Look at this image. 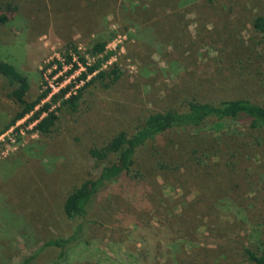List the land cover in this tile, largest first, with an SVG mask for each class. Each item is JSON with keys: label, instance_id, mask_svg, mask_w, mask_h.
Instances as JSON below:
<instances>
[{"label": "rangeland", "instance_id": "rangeland-1", "mask_svg": "<svg viewBox=\"0 0 264 264\" xmlns=\"http://www.w3.org/2000/svg\"><path fill=\"white\" fill-rule=\"evenodd\" d=\"M0 14V56L28 77L29 102L43 80L53 93L86 85L82 67L66 76L73 46L95 63L92 46L109 41L103 69L120 71L111 88L110 79L87 88L77 111L62 109L48 136L35 131L34 113L6 130L21 106L0 75V264H21L73 231L62 206L88 177L91 148L187 100L264 106V36L252 25L264 0H0ZM55 61L64 69L52 78ZM167 136L141 151L144 182L123 180L99 196L88 239L66 262L49 248L34 263L249 264L245 250L264 242V131L213 121ZM195 150L218 157L199 165Z\"/></svg>", "mask_w": 264, "mask_h": 264}, {"label": "trees", "instance_id": "trees-1", "mask_svg": "<svg viewBox=\"0 0 264 264\" xmlns=\"http://www.w3.org/2000/svg\"><path fill=\"white\" fill-rule=\"evenodd\" d=\"M7 22L8 17L5 14H0V28ZM252 25L256 32L264 36V16L256 17ZM108 42H97L92 46L90 55L97 58L95 63H90L86 56L81 55L76 46L67 52L65 64L72 66V68L66 76L73 75L81 67L85 69L78 81L87 83L78 90L77 94H71L72 85L60 89L59 93H53L49 83L43 80L41 93L31 102L26 100L30 90L28 77L21 74L12 64L4 62L0 56V75L6 79L11 88V97L21 106V112L6 127V130L34 113L31 122L37 121L35 131L48 136L54 132L60 120L58 113L62 109L78 110L83 99V93L87 88L98 81L104 83L107 79H110V82L105 85L106 89L115 85L120 79L118 68H112L109 71L103 69L105 63L112 56V53L107 51ZM76 57L77 62H75ZM53 64L58 65V68L53 71L52 78L64 69L63 64L58 61ZM91 76L93 78L88 81ZM64 80L63 77L60 78L58 85L60 86ZM48 99L50 102L42 105ZM59 103L62 107L54 109V106ZM38 107L40 109L36 111ZM213 121L218 123L244 121L249 134L262 132L264 131V106L246 98L225 99L219 102H203L198 99L187 100L183 107L151 113L133 133L121 131L106 146L91 148L89 151L90 173L69 192L62 206L64 218L74 224L73 231L67 236L51 237L32 257L27 258L21 264H35L38 256L49 248L57 249L59 261L66 262L70 251L87 241L89 229L93 223V209L99 196L112 184L123 180L131 182H144L146 180L140 162V153L144 148L159 142L164 137L167 138V135L173 132L191 130L200 132L202 127ZM256 143L259 146L262 144L258 140ZM216 151L213 155L211 152L195 150L193 152L194 160L199 165L203 164L209 161L211 155L216 157ZM157 168L164 170L169 166L162 162L160 165L157 164ZM245 256L249 264H264V242L262 241V247L257 250L246 249Z\"/></svg>", "mask_w": 264, "mask_h": 264}, {"label": "built area", "instance_id": "built-area-1", "mask_svg": "<svg viewBox=\"0 0 264 264\" xmlns=\"http://www.w3.org/2000/svg\"><path fill=\"white\" fill-rule=\"evenodd\" d=\"M37 124V121L35 123H33V125L35 126Z\"/></svg>", "mask_w": 264, "mask_h": 264}]
</instances>
